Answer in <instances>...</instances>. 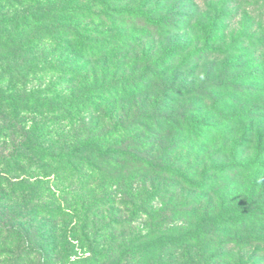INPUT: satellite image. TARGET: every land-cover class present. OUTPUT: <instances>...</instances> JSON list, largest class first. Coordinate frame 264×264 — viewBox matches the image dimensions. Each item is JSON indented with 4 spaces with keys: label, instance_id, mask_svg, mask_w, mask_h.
<instances>
[{
    "label": "rangeland",
    "instance_id": "1",
    "mask_svg": "<svg viewBox=\"0 0 264 264\" xmlns=\"http://www.w3.org/2000/svg\"><path fill=\"white\" fill-rule=\"evenodd\" d=\"M84 139L99 173L53 162ZM125 249L264 264V0L0 1V264Z\"/></svg>",
    "mask_w": 264,
    "mask_h": 264
},
{
    "label": "trees",
    "instance_id": "2",
    "mask_svg": "<svg viewBox=\"0 0 264 264\" xmlns=\"http://www.w3.org/2000/svg\"><path fill=\"white\" fill-rule=\"evenodd\" d=\"M1 1V0H0ZM177 51V49H175V52ZM174 52V50L172 51V53ZM211 53V52H210ZM205 54V52L203 53ZM35 103V101H33ZM39 102V104H41L42 102L40 101H36V104ZM97 145H96V141L93 139H84L83 141L79 142V144L73 146L71 149L66 150L65 153H61L59 155H56L55 159L56 161L53 162H60V159L62 158V161H65L64 166L67 167H71L74 164H83V163H88V165L92 168H94V170L99 173L101 170L100 169H95L96 166L93 164L92 160H91V156L90 153L93 151H97ZM125 158L126 160H128V162L132 163L134 166H141V167H148V168H153L159 171H166L170 169V172L172 174H174L175 172L172 170V168L170 166H164V165H159L156 164L154 161L152 160H148L146 158L140 157L137 154H135L134 152H122L118 149H111L109 151H106L105 154L103 155V158L113 162L114 164H118V160L114 159V158ZM59 165V164H56ZM42 168L38 167V171L42 172ZM133 170V169H132ZM42 174V173H41ZM134 175L133 171L132 173L130 172L129 175ZM148 199H145L144 201H140V205L143 206L145 205V201H147ZM236 214H232V219L229 218L228 215H218L216 217V222L219 221L220 224L224 223V224H242V216L240 215L243 211H239L236 210ZM54 217V214L51 215ZM207 218V217H206ZM209 218V217H208ZM52 218L50 220L53 221ZM57 220V219H56ZM55 220V221H56ZM213 220V218L211 219V221ZM208 224V219L205 220V225ZM201 226V224H200ZM199 226V227H200ZM205 234V232H204ZM46 251H45V250ZM47 248H39L38 252L41 253V256L43 258H45L46 256L50 255V252L53 253V251H47ZM48 254H47V253ZM94 258L89 259L90 261H88L86 264H98V257L99 255H97V253H92ZM132 252L128 251V249L123 250L120 253V257L114 261L113 263L110 264H129L131 257H132ZM66 260L68 262V256L66 257ZM81 259H77V261H72L69 262V264H81ZM45 264H47V262L45 261ZM136 264V263H134Z\"/></svg>",
    "mask_w": 264,
    "mask_h": 264
}]
</instances>
